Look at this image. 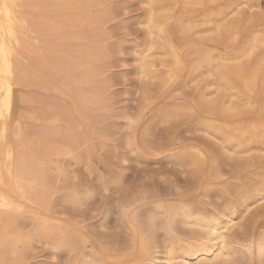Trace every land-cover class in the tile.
<instances>
[{"label": "rangeland", "instance_id": "1", "mask_svg": "<svg viewBox=\"0 0 264 264\" xmlns=\"http://www.w3.org/2000/svg\"><path fill=\"white\" fill-rule=\"evenodd\" d=\"M76 1L63 0L62 5L70 4L73 10L82 13L85 21L76 33L84 39L83 44L97 45L87 60H81L88 72L82 86L87 97L84 95L82 102L74 93L75 87L62 89L60 84L69 80H64L67 75L54 73L50 68L42 71L41 76L37 75L35 86L24 87L27 98L35 102L37 109H43L47 117L62 110L66 113L64 120L54 125L58 135L54 133L49 139V145L59 150L50 162L41 159L37 151L46 145L33 133L42 131L41 127L54 129L53 126L35 119L24 123L27 139L32 140V147L37 149L32 159L35 173H40L38 177L42 175L44 179V188L34 198L43 197L46 208L40 210L16 196L23 205L13 216L12 231L20 237L15 249L22 262L17 263L168 264L169 253L179 255L189 246L212 244L205 229L184 223L183 206L193 214L200 211L211 219L224 211L226 201H238L240 192L252 191L253 182L260 179L258 173L264 171V150L251 146L245 149L247 154L227 152L220 141L206 131V125L214 124L212 122L262 126L264 94L250 95L253 103L240 107L238 112H228V105L221 111L219 106L210 105L221 99L219 91L211 85L212 77L194 72L196 61L203 54L214 55V62L218 64L220 57L239 54L254 35L264 33V0L233 7L227 20L234 19L240 32L231 41L213 31L197 33L201 29L197 26L198 20L206 10L217 8L209 6L204 11L189 9L187 12L175 6L171 23L179 19L193 22L182 35L171 24L175 32L171 31L169 40L172 46L181 47L176 50L185 63L171 82L166 70L173 64L163 54L167 41L160 34L149 35L146 0ZM92 31L96 35L93 40L89 38H93ZM150 44L152 52H148ZM77 45L71 41L60 50L68 58ZM190 52H194L191 53L194 56L188 55ZM145 54L149 56L141 62ZM32 57L27 56L31 75L36 73L39 62ZM251 58L252 65L261 62L264 65V44ZM142 65L153 71L155 78L145 76ZM76 73L73 72L74 80L80 76ZM51 83L58 86L59 93L51 92L48 87ZM63 98L67 108H61ZM48 101L55 103L51 109H47ZM228 113L232 116L227 121ZM36 114L38 116V112ZM39 127L41 130L37 129ZM65 138L83 143L67 153ZM192 147L205 152L204 164L191 163L189 148ZM252 196L250 201L257 202L230 225L224 247H215L214 255L221 254L220 259L206 264H264V254L259 250L261 224L264 227V194ZM37 213L43 214L47 222L38 220ZM13 256L9 259L17 257ZM186 263L198 264L189 257L185 261L172 259L169 264Z\"/></svg>", "mask_w": 264, "mask_h": 264}, {"label": "bare ground", "instance_id": "2", "mask_svg": "<svg viewBox=\"0 0 264 264\" xmlns=\"http://www.w3.org/2000/svg\"><path fill=\"white\" fill-rule=\"evenodd\" d=\"M86 1L89 2L88 0ZM256 1L257 0H146L145 4L148 6L149 10V19L146 22V26L149 35L157 33L162 35V37H164L167 41L164 48L165 53L163 54H166L169 57V61L173 64V67L171 66L172 68H169L168 70L165 69L167 79L170 80V82L175 79L182 66H184L183 64H185L183 63L184 60L183 62L181 60L182 56L180 57L179 51L176 50H180L181 47L177 48L178 45L176 46L174 43V46H172L171 41L169 40V36H172V34L170 35V33L171 31H173L171 29L173 26H175L174 29H178L180 31L179 35H182L188 29V25L190 26V24H192L193 22L187 19H179L176 23H171L173 19L172 9L175 6L179 5V7L181 6V8L184 11L186 10L187 12L189 9L199 11L201 9L204 11L209 8V6H213L214 10L215 8H217V10L215 11L206 10L202 19L200 20L198 18L199 22H197V26H200L201 29L197 33L210 31L212 33L213 31L217 35L223 34L227 36V39L231 41L236 38L240 30L238 31L239 27H237L238 24L236 25L234 19L227 20L229 12L232 11L234 6H237L239 4H248L249 2ZM62 3L63 0H52V2L48 0L47 2H43V0H0V264H18L17 262L21 261V257L18 255L15 249L16 242L20 237L16 231H12L14 222L13 216L23 208L21 201H18L16 199V196H20V198L25 200V202L33 204L34 206L40 208V210L46 208L43 197L34 198L35 196H38V193H40V189L44 188V179H42V175L38 177V175L40 174L39 170H36V172H38L39 174L35 173L32 159L34 160V157L36 155L35 151H37V149L35 150L32 147L34 144L33 141L27 139V130H25L26 126H24V123L27 119H35L37 121H45L48 124L52 125L54 128L55 124L64 120V115L66 113V111L64 113V110H62L61 112L59 111L54 114L53 117H47V114L43 109H37L35 107V102L27 98L24 92V87L29 85L35 86L36 78H38L37 75L41 76L42 71H46L47 68H50V70L54 73L58 74L59 72H61L63 73V75H67V79L64 80H69L60 84V86H63V88L61 87L62 89L65 88L71 90L72 87H75L74 93L76 97H78V99H80L82 102L84 101L83 99L87 97V93L84 94L82 86L85 79L88 78V72L86 68L83 67V62L81 63V60H87L91 55L90 52L92 50L95 51L97 45L94 44V46L91 45V47H88L83 44L84 39L76 33L77 30L82 28L84 24L83 22L85 21H83L82 13L78 10H73V7L70 4L64 6V4L62 5ZM171 24L174 25L172 26ZM197 26L195 27L197 28ZM91 34L93 38H89L93 40L96 36L95 32L92 31ZM210 35H208V37ZM174 39V41H177L176 38ZM71 41L78 43L77 49L75 51H71V54L68 55V58H65L64 55L66 53L62 52V49L60 50V48L64 46L66 47V45H68ZM182 43L184 44L185 42L183 41ZM188 43L190 44V41H188ZM263 44L264 33H259L252 37L250 44L245 48L243 47L242 51H240L239 54L222 56L219 58L218 64L214 62V59H216L215 56L209 53L203 54L196 61L197 63L194 67V72L196 74H207L208 76L212 77L211 85H213V87L215 86V91H219L221 95H219L221 97L220 100L218 98V100H214L210 103L212 108H216L219 106L218 108L223 111L224 107L228 105V112H231L232 114V111L238 112L240 107L244 105L249 106L253 103V100L251 99V97H249L250 95H254V93H257L259 95L264 94V65L261 64L262 62L260 64L257 63L252 65L251 62L253 61L251 60V56L256 53ZM56 46L57 48L55 49ZM175 46L176 48H173ZM192 49H189V51H191ZM152 51L153 45L150 44L148 52ZM191 53L194 52H190V54L188 55L194 56L191 55ZM198 54H200V52ZM27 56H33L39 61L38 69L33 75L29 74L30 67H28L27 64ZM148 56L149 55L145 54L141 59V62L142 60H144L145 62ZM75 71L80 75L76 78V80H74L75 78L73 79V72ZM142 73L147 77H151L152 79L155 78L153 71H149L145 66H143L142 68ZM197 83L199 84V82H196V84ZM51 84H49L48 86L52 89L51 92L53 90L58 91V86L55 87L53 86V83ZM168 85L169 83H167V86ZM59 92L60 91H58V93ZM84 95L86 97H84ZM211 95H209V97ZM63 99L60 100V102L62 103L61 108H67L68 104H66L65 99ZM53 104L55 103H49L47 109H51ZM36 112H38V116H35ZM229 114L230 113L227 114L228 118L226 117L227 121L230 120L229 118H231L232 116ZM181 117H184V115H182ZM212 123L214 124L206 125V131L210 133V135H212L215 139L219 140L227 152L233 151L237 154L245 153V149L251 146H256L261 150H264V124L262 126L260 125L261 127H255L256 125H250V127H248L241 126L242 122L240 123L241 125H237V123L236 125L230 123L227 124V122L222 125L217 122ZM41 128L43 129L42 131L35 130L34 128L33 130H35V133L33 134L34 137L40 136V141H43L46 147L44 146L40 151L37 152H40L39 155L44 162H50L53 157L59 152L58 148L49 145V139H52L53 134L57 133L54 131L56 130V128ZM37 129H40V127ZM56 135H58V133ZM67 140L68 139L65 138V141ZM80 141L76 139H69V141H67L68 143H65V150L67 151V153H70L73 149L81 147V143L83 142ZM189 150L191 151V163L197 165L204 164V162L206 161V154L203 150L199 149V147H192L189 148ZM35 168L37 169V167ZM258 174L260 179L253 182L252 191L244 190L240 192L238 194V201H226L224 211L213 215L211 219L206 217L203 212L200 211L193 214L189 211L188 208L183 206L181 208V212L184 223L188 225L194 224L201 227V229H205L207 231V234L211 237L212 244L205 243V245L200 244L189 246L185 250L186 252H183L179 255H173L169 253L168 262L170 263V260L180 258L185 261L189 257L193 258L198 264H206L209 260H216L217 258L220 259L221 254L214 255L215 251L217 250L215 249V247L217 245L224 247L222 245H224L225 243L226 232H229L228 229L230 225L235 220H237V218H239V215H242L243 212L246 213V211H248L249 208L257 202L250 201V199H252L253 197L252 195L256 194L262 196V194H264V171L259 172ZM250 192H252V195L250 194ZM174 214H176V212ZM43 216L44 215L41 213H37L35 215V217H38V220L46 223L47 219ZM261 227L263 231L262 233L260 232L261 236L259 250L264 254L263 224H261ZM11 255L17 257L10 260L9 257ZM221 264L223 263L221 262Z\"/></svg>", "mask_w": 264, "mask_h": 264}]
</instances>
